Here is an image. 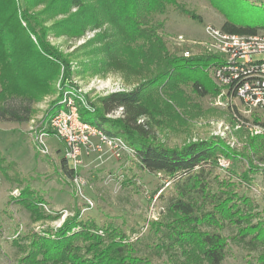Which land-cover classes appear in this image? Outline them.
<instances>
[{
    "label": "trees",
    "instance_id": "16d2710c",
    "mask_svg": "<svg viewBox=\"0 0 264 264\" xmlns=\"http://www.w3.org/2000/svg\"><path fill=\"white\" fill-rule=\"evenodd\" d=\"M210 1L222 12L227 11L224 31L252 35L264 29V23L238 13L241 6L247 10L260 7L264 13V0ZM42 4L45 6L38 13L31 12ZM26 6L20 11L17 0H0V118L29 121L33 104L55 91L52 83L60 77L62 68L61 86L76 88L70 60L46 40L51 27L58 35L74 38L99 30L83 47L101 45L104 73L118 72L129 80L131 75L143 74L145 64H155L153 70L157 72L145 75L132 89L111 92L96 100L86 95L89 107H80V117L108 135L122 138L133 149L139 169L173 180L174 194L159 217L149 221L148 232L135 238L132 234L138 230L128 233L123 225H99L93 218L83 220L81 208H75L57 229L32 231L23 244L17 236L15 243L23 253L17 264H223L232 243L248 249L252 258L245 264H264V219L259 205L241 190L233 175H222L218 170L221 156L232 161L246 156L252 162L245 173L250 181L251 172L264 176V166L255 165L250 154L232 151L219 138L169 146L157 140L152 130L164 121L174 125L176 118V114H165V110L173 112L174 108L161 99L160 86L169 98L180 103L186 100L184 85H189L197 96L217 95L220 91L209 71L210 66L221 63L222 56L207 51L188 57L179 55L181 50H193L188 45L171 53L159 34L164 23L156 15L164 14L168 6L188 14L186 5L181 0H26ZM61 15L64 18L50 28L45 25ZM62 97L61 92L46 120L61 107ZM12 99L21 100L22 105L8 106ZM119 108H123L121 116L110 117ZM253 144L256 153L263 154L259 160L264 162L263 150ZM67 171L73 178L74 169ZM25 191L21 201L34 222L60 217V212L45 209L44 198L25 196L29 193Z\"/></svg>",
    "mask_w": 264,
    "mask_h": 264
},
{
    "label": "rangeland",
    "instance_id": "374dc122",
    "mask_svg": "<svg viewBox=\"0 0 264 264\" xmlns=\"http://www.w3.org/2000/svg\"><path fill=\"white\" fill-rule=\"evenodd\" d=\"M20 11H24L26 0H17ZM189 10L183 13L175 6H168L164 14L156 15L164 26L159 30L167 48L174 53L178 48L191 46L193 50H181L179 55L194 52H209L222 56L219 50L209 49L207 27L222 29L227 17L225 12L214 6L210 0H181ZM44 4L32 8L38 13ZM239 7L241 17L264 23V13L260 7ZM229 11V10H228ZM21 14V13H20ZM194 14V15H193ZM45 17V16H43ZM63 15L47 21L51 27L53 22L62 20ZM26 26L27 23L23 21ZM48 28V29H49ZM223 30V29H222ZM100 31H89L84 37L74 38L69 35H58L51 27L46 40L53 48L67 57L71 63L72 81L76 89L82 90L92 100L111 92L132 89L144 76H153L156 65L143 67V74L131 75L127 80L121 73H104L101 68L103 53L101 45L83 47L86 41ZM227 32V31H226ZM258 33H264L260 29ZM33 40L38 44L36 35ZM188 57V56H187ZM210 77L215 86L220 88L217 95L209 93L197 96L189 85L182 87L186 100L175 102L167 95L162 86L159 95L174 108L165 110V114L173 115L174 125L164 121L161 126H154L153 132L157 140L169 146H183L199 139L219 138L225 141L232 151L238 154H250L253 163L260 167L264 162L259 160L263 154L256 153L253 141L264 152V111L249 110L238 99L222 96L223 89ZM64 68L59 78L52 83L54 92L45 95L42 100L33 104V113L29 121L17 122L0 118V264H17L22 250L15 240L20 238L26 243V236L32 231H43L47 228L57 229L68 216L74 214L75 208H81L82 219L93 218L99 225L115 223L123 225L130 233L136 229L132 238L148 232L149 221L156 220L165 207L167 199L174 194L173 180L161 173H148L138 168L136 158L125 155L117 159L108 151L99 158L96 153L83 157L82 165L77 170L84 184L79 189L67 171L72 163L64 161L62 143L52 135L47 113L53 102L61 93L59 85ZM166 81V80H165ZM58 90V92L56 91ZM8 106L19 107L22 101L12 99ZM165 106V105H164ZM63 107V106H61ZM121 111H115L110 117H120ZM50 116V115H49ZM173 117V116H172ZM168 120V119H166ZM49 132L46 144L48 151L39 148L37 133L43 128ZM256 136L260 138L254 139ZM263 146H260V145ZM241 161H232L221 156L218 170L222 175H233L243 192H247L259 205L264 219V176L251 172L250 181L245 179L246 170L251 167L250 158L241 156ZM212 177V176H211ZM28 191V197L44 198L48 212H60L56 220H39L34 222L30 211L22 203L21 193ZM25 191V192H26ZM92 202V204L90 203ZM88 207V209H87ZM230 231L226 230V234ZM24 236V237H23ZM242 245L232 243L223 264H245L252 257ZM253 256V255H252ZM165 258V256H163Z\"/></svg>",
    "mask_w": 264,
    "mask_h": 264
},
{
    "label": "built area",
    "instance_id": "2783aa9c",
    "mask_svg": "<svg viewBox=\"0 0 264 264\" xmlns=\"http://www.w3.org/2000/svg\"><path fill=\"white\" fill-rule=\"evenodd\" d=\"M207 34L208 48L226 54L225 59L215 65L214 70L212 68V78L222 87V96L240 100L249 110L264 111V33L240 35L208 26ZM59 89L63 94L60 101L63 107L49 118L48 125L62 143L63 157L72 163L75 171L73 181L80 189L84 182L77 170L84 156L96 153L102 158L109 151L113 157L122 159L125 155L133 156L134 151L122 138L110 136L81 119L80 107H89L82 90L63 88L61 84ZM118 110L123 112V108ZM47 136L46 127L36 135L39 148L44 152L48 151Z\"/></svg>",
    "mask_w": 264,
    "mask_h": 264
}]
</instances>
